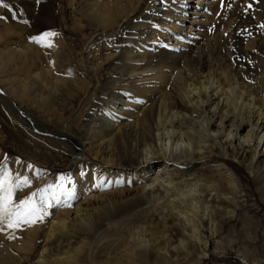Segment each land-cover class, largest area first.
<instances>
[{
    "label": "bare ground",
    "instance_id": "1",
    "mask_svg": "<svg viewBox=\"0 0 264 264\" xmlns=\"http://www.w3.org/2000/svg\"><path fill=\"white\" fill-rule=\"evenodd\" d=\"M228 1L224 5L233 0ZM235 1L246 5L252 0ZM220 5L221 0L88 3L91 24L119 34L121 44L129 43L117 74L119 86L132 91L123 104L129 109L105 122L111 139L90 148V156L96 168L113 177L123 167L113 145L121 137L124 148L131 149L126 165L132 172L126 176H133L135 184L119 188L122 211L104 209L111 201L106 191L81 198L78 212L50 233L51 241H71L70 225L87 220L80 231L86 235L82 250L89 264H201L206 258L228 264L219 260L225 250H217V238L242 206L228 159L244 165L256 184H264V29L258 27L264 23V4L229 20L217 16ZM98 119L88 128L95 129ZM215 175L228 191L223 192ZM115 228L120 237L106 247L104 235ZM251 248L239 249L243 264H264V249ZM76 260L73 264H81Z\"/></svg>",
    "mask_w": 264,
    "mask_h": 264
},
{
    "label": "rangeland",
    "instance_id": "2",
    "mask_svg": "<svg viewBox=\"0 0 264 264\" xmlns=\"http://www.w3.org/2000/svg\"><path fill=\"white\" fill-rule=\"evenodd\" d=\"M95 1L101 0H4L9 8L6 10L0 6V17H7L0 19V87L4 90V93L0 91V164L5 165L13 176L20 173L32 181L29 186L17 189L13 199L18 202L47 183H58L62 175L67 185L75 188L79 198L73 201V208L55 210L46 218L45 224L0 232V264H73L76 259H80L81 264H89L87 253L82 250L86 235L80 231L87 220L72 223L75 227L70 225L68 231L75 236L71 241H51L48 237L50 233L58 229L61 222L72 219L79 210L81 198L92 194L106 191L107 199L111 198V201L105 204L108 208L104 209H126L117 193L135 184L133 176H126V172H132L126 165L131 156L130 147L125 146L128 151L124 148L119 141V138L124 140L121 137L113 140L117 158H120L118 161L123 163L113 177L96 168L90 156L92 148L111 139L106 120L113 121L118 111L128 110L130 106L123 104L132 97L130 89L119 86L117 74L119 67L124 66L121 56L129 43L121 44L119 34L102 30L89 22L88 3ZM249 3L253 4L249 11H245L248 3L244 5L235 0L230 3L231 7L220 5L217 16L222 20L246 17V14L263 5L264 0ZM13 14L16 19H13ZM45 31L59 33L45 41V44L53 45L51 48L29 39ZM93 118L100 119L98 126L92 130L87 124ZM63 133L70 134L72 138ZM86 143L92 144L88 147ZM5 157L8 159L5 160ZM250 157L251 154H248L246 159ZM228 161L237 179V198L242 206L237 208L239 211L235 217L228 218L223 225L217 238L220 245L216 249L225 250L219 260L228 264H243L238 254L242 246H252L251 249L259 253L264 249V196L260 194L264 184H256L253 174L244 165L234 159ZM28 164H32L33 168L29 169ZM199 166L207 167L206 162H200ZM144 174L148 172L145 170ZM204 175L209 180L213 178L209 173ZM215 176H218L214 179L220 180L223 192L228 191L220 176ZM101 181L108 182L107 186L92 188L93 183ZM112 200L117 204L111 207ZM148 201L150 204H147L152 206L150 198ZM130 212L121 216L127 217ZM150 218L153 217H147L148 220ZM172 222L170 217L168 223ZM119 231L120 228L111 229L104 235L106 247L112 239L120 237ZM9 236L15 238L9 239ZM173 245L178 244L175 242ZM162 248L163 251L168 249L165 246ZM96 263L100 260L97 259ZM212 263V259L206 258L201 264Z\"/></svg>",
    "mask_w": 264,
    "mask_h": 264
},
{
    "label": "snow or ice",
    "instance_id": "3",
    "mask_svg": "<svg viewBox=\"0 0 264 264\" xmlns=\"http://www.w3.org/2000/svg\"><path fill=\"white\" fill-rule=\"evenodd\" d=\"M258 2V0H257ZM0 6L6 10L9 4L4 0H0ZM221 6H224V0H221ZM228 4L227 7H231ZM253 4L248 3L245 11L252 9ZM17 17L13 14V19ZM0 19H7V17H0ZM28 23V21H24ZM259 28L264 29V23L258 25ZM56 31H45L39 35H32L29 39L41 46L51 48V43L45 44L49 38L58 36ZM227 35V33H225ZM251 36V33H248ZM71 75V72H69ZM8 157H5L7 160ZM23 163L22 161H17ZM29 169L33 168L32 164H28ZM39 170L37 175H39ZM32 181L28 176L16 173L15 176L3 164H0V232L6 230L19 229L22 226H34L37 224H45L46 218L54 214L55 210L60 207L73 208V201L79 198L74 187H69L66 183L65 177L62 175L58 183H47L44 187L37 189L30 195L19 199L16 202L13 199V194L17 189L29 186ZM108 182L101 181L100 183H93L92 188L99 189L102 186H107ZM91 190V189H89ZM52 211H49V210ZM9 239H14V236H9Z\"/></svg>",
    "mask_w": 264,
    "mask_h": 264
}]
</instances>
